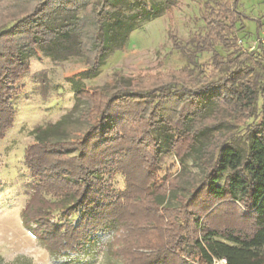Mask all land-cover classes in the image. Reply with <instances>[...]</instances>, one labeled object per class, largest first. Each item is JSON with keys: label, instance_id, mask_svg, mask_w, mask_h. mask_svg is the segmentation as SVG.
Masks as SVG:
<instances>
[{"label": "trees", "instance_id": "1", "mask_svg": "<svg viewBox=\"0 0 264 264\" xmlns=\"http://www.w3.org/2000/svg\"><path fill=\"white\" fill-rule=\"evenodd\" d=\"M26 1L33 7L0 29V141L13 125L10 91L27 72L28 57H54L63 44L64 52L81 56L85 71L69 79L77 125L65 115L33 131L24 161L36 182L23 225L34 223L32 233L55 253L81 251L98 232L113 231L116 264H264V97L256 109L258 81L244 66L253 53L238 55L215 78L226 63L216 47L232 49L244 20L235 9L239 0L205 2V33L185 45L172 37V48L189 59L211 52L210 71L200 65L191 78L183 70L178 81L151 89L117 78L92 90L81 77L96 76L116 48L110 32L116 1ZM80 9L85 13L78 17ZM56 15L65 17L63 25L53 26ZM114 24L122 28L119 20ZM226 113L249 122L240 144L219 132ZM164 154L179 163L190 159L200 178L163 172ZM117 175L122 191L112 186Z\"/></svg>", "mask_w": 264, "mask_h": 264}, {"label": "rangeland", "instance_id": "2", "mask_svg": "<svg viewBox=\"0 0 264 264\" xmlns=\"http://www.w3.org/2000/svg\"><path fill=\"white\" fill-rule=\"evenodd\" d=\"M115 1L117 11L112 15L110 32L116 48L104 58L96 76L81 77V82L89 89L108 88L117 78L122 79L123 83L134 80L141 89H151L169 81H178L183 70L195 78L199 76L200 65L205 66L207 71L212 69L211 52L197 54L194 60L189 59L172 48V37L175 36L185 45L194 35L204 34L203 4H214L220 0ZM228 1L234 4L235 0ZM3 2L1 0L0 4ZM28 3L31 2L9 0L4 7L0 6V29L16 17L19 18L18 13L31 9L34 4ZM140 3L147 4L155 15H147ZM235 9L243 15L244 20L237 25V40L232 49L216 47L226 63L215 78L229 70L231 65L228 62L238 55L253 53L244 66L254 70L251 77L255 76L258 81L257 109L264 97V54L258 45V29L264 18V0H239ZM84 13L80 9L76 16L81 17ZM140 14L142 20H137ZM64 19V16L56 15L52 16L51 22L58 27L65 23ZM116 20L120 21L122 28L116 27ZM64 47L66 45L63 44L58 47L62 49L54 57H47L42 52L28 57L25 61L27 72L10 91V104L15 116L12 127L0 141V264H116L119 261L113 253L116 247L111 248L113 231L98 232L81 251L55 253L32 233L34 223L29 224L30 228L22 223V211L36 182L24 161L26 149L33 144L34 129L54 124L65 115H69L70 122L77 125L79 108H73L75 100L69 79L80 78L85 68L81 56L74 51L64 52ZM243 121V116L223 114L220 134L240 144L249 123ZM81 129L83 126L78 128ZM210 136V132L205 133L201 137L202 143H206ZM160 167L163 172L170 170L173 176L191 173L196 179L200 178L202 172L190 159L179 163L171 154L162 156ZM112 186L122 191L125 187L123 177L117 175ZM172 203L176 204L175 200ZM53 218L60 221L61 215L53 213ZM75 219L77 221L78 218ZM143 253L148 254L149 251Z\"/></svg>", "mask_w": 264, "mask_h": 264}, {"label": "built area", "instance_id": "3", "mask_svg": "<svg viewBox=\"0 0 264 264\" xmlns=\"http://www.w3.org/2000/svg\"><path fill=\"white\" fill-rule=\"evenodd\" d=\"M258 45L261 48L263 54H264V18L262 21V26H261V30H260V34L258 37ZM221 263H223V261H221Z\"/></svg>", "mask_w": 264, "mask_h": 264}, {"label": "crops", "instance_id": "4", "mask_svg": "<svg viewBox=\"0 0 264 264\" xmlns=\"http://www.w3.org/2000/svg\"><path fill=\"white\" fill-rule=\"evenodd\" d=\"M259 34H260V32H259Z\"/></svg>", "mask_w": 264, "mask_h": 264}]
</instances>
